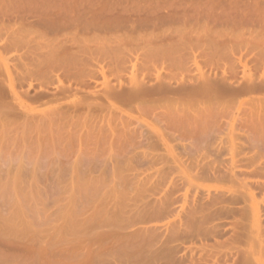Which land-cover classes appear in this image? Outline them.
<instances>
[{
  "label": "rangeland",
  "instance_id": "obj_1",
  "mask_svg": "<svg viewBox=\"0 0 264 264\" xmlns=\"http://www.w3.org/2000/svg\"><path fill=\"white\" fill-rule=\"evenodd\" d=\"M1 1L0 26L5 27L6 34L0 37V50H2V44L6 38L12 39L13 36L20 33L26 37L27 43L18 53L15 51L4 53L3 59L0 61V84H2V82L5 83L2 84V88L4 90L5 99L9 104L12 103L15 105L14 107L19 108V106H16L18 105L17 100L12 97L7 87V82L8 75L12 74L14 76L13 72L21 65L20 56L26 52L27 49L43 48V51H48L53 46L63 44L67 49L71 48V51H68L73 53L75 57L74 59L65 57L61 62H58V64L47 63L45 67L36 71L23 85L17 87V92L19 94L25 96L29 93L30 97L33 98L27 102V109L35 116L46 110L53 111L55 108L60 109L79 106L90 96L89 93H92L93 97L100 98L108 87H113L119 92L124 90L127 91L132 87L131 82L133 77H136L140 81L144 80L143 85L148 88L155 87V91H158L159 87L165 84L167 87V84L171 85L169 89L173 92L177 88L179 91L180 87L183 89V86L199 85L200 82L202 83V74L203 77L209 75L211 80H219L220 82L224 76L221 74H224L225 71H229L227 68L234 57L236 59L241 57L242 60L245 58L243 63L247 62L248 68L251 69L250 71H246V74L249 75V72H251L250 75L253 76L254 79H261L258 83L264 78V70L260 67V64L264 63V23H257L259 21H264V0H69L67 1L68 3L63 4V6H60L58 2H53L52 5L55 4V6L49 7L41 6L40 4L31 6L30 4H25V2H23L25 0H13V2H11L12 0H8L11 3L5 2V0L2 1V3ZM175 3L179 6L177 7V4L175 6ZM192 11L194 12L191 13ZM195 11L201 12H199L200 17L197 15L198 12ZM184 13L187 14L185 15L186 22L183 24L184 27L187 26L186 29L192 27L190 29L195 28L194 31L196 30V32L190 30L191 33L188 30L189 36L186 34L187 30L183 28V26H178L181 22L177 24L175 20L176 22L174 21L175 24L173 25L172 23L170 25V21H166L169 24H161L166 16L169 20L170 18L174 20L175 17L178 16L176 17L177 19L180 18V21L181 19L184 21V17H182ZM190 13L195 19H193L192 22H189V19L191 21V17L188 18V14ZM172 14H174V16ZM202 14H204V19L202 18ZM251 14H255L256 16ZM168 15L170 17H168ZM251 16L256 23H254ZM159 17H161V19ZM212 17L219 21H216L218 25L214 22ZM261 17L262 20H260ZM220 18L222 21L219 20ZM256 18H259V21L256 20ZM43 19L46 21H56L60 24L67 25V27L58 34L49 32L39 34L35 31H30L28 33L26 31L31 29L29 25L32 24L35 25V30H41L42 27L39 25V21ZM155 19L156 21L159 19L157 21L160 27L159 29L155 28L156 26L158 27V25H155ZM187 19L189 23H187ZM247 20L251 23L247 24ZM37 21L39 23H37ZM188 24L190 25L189 27ZM133 27L134 30L136 27L138 28L136 30L137 32L133 31ZM181 27L186 33L185 31L184 33L183 31L181 32ZM210 29L215 30L216 36L212 34L213 36L206 38L207 33L208 36L210 32L212 33ZM205 30H208L207 33ZM197 32H199V34H197ZM217 32H219V34ZM163 33L164 37H162ZM158 34L162 35L157 37ZM195 34H197V36ZM183 35L184 37L185 35L187 36L185 37V41H189V39L193 41V49L195 48L193 50L195 61L193 60V55L189 54L188 61L190 62H187L189 66L186 67L183 65L186 67L185 70L182 68V63L175 61L174 57H171L173 58L171 59L172 61H170V58H167L168 60L165 61V58L162 60V55H159L161 59L157 58V53L155 54L156 57L153 64H149V70L143 71L141 69V66L144 64V55L154 47L160 49V44L158 45V43H161V40L163 43H171L178 40L184 41L181 40V38H184ZM201 36H205V38H200ZM216 45H219L221 51H219L218 47H215ZM223 46L224 48H221ZM225 46H227V49H225ZM212 47L217 48L218 51L215 49L216 53H213L214 49H212ZM230 47L233 50H231ZM117 48H127L131 50L134 55L132 63L135 65V68L131 67L126 73L121 75H118L112 70L109 58H107L111 51L113 52ZM229 48L231 50H229L230 53L228 52ZM156 51L157 50H155V52ZM136 56L138 57L137 59L135 58ZM101 69L102 72L104 71L106 78L100 74ZM242 69L241 67L240 70L242 72L237 71V73L239 72L237 78H235L237 74L235 77L234 74L231 75L233 77L230 76L233 78L232 82L230 81V85H233V87L235 85L237 89L243 87L246 84L243 85L246 78L250 76H246ZM93 74L94 77H96L95 80H97L96 84L95 81L89 82L90 76H93ZM261 74H263V77ZM85 83L88 84L86 85ZM29 85H32V87ZM41 88L44 89V91L40 90ZM184 89L182 91H184ZM189 89L190 87H188L187 90ZM167 96L156 92L155 97L153 99L150 98L155 107V121L153 117H150V114L147 115L148 117L145 113V115H140V117L144 116L143 118H139L138 121H141L138 122L135 120V127L139 128L138 130H142L149 135L148 132L150 128L148 126L151 124L149 121L153 120L152 124H154L158 119L157 123L160 125L155 123V130L158 128L160 129L161 125H165V123H162L164 112V116H166L173 110V107L174 110L172 113L176 112L175 109L183 113V110L177 108V105H181L179 107H182V104L184 107L185 105L189 106V101L185 97H182L181 100L183 99L186 104H184L185 102L183 101L178 102L175 100L177 95H172L173 98L175 97L174 99L170 98L172 97L170 95ZM169 99H172L171 102H178L176 103L177 105H175V103L172 105ZM177 99L179 100V98ZM208 99H210V97L199 98V101L201 100V102H205L207 105L211 104L212 119L205 125L203 133L197 134L198 141L194 144V148L197 152L193 155V158L187 162L190 163L191 160L194 162L197 161L200 167L206 171L209 169H216L221 172L231 169L234 171H253L256 173V178L259 176H263L264 178V128L256 129L250 125L244 124V120L251 110H264V95L262 93H256L252 96L242 94L230 97H219L216 99L213 97L215 100L210 99L209 101ZM207 101L211 103H207ZM149 102L151 103L150 106H152V102L150 100ZM104 105L106 107V103H104ZM170 105L172 106L170 107ZM168 108H170L169 112ZM122 109L125 113L133 115L136 113V115H138L135 108L123 106ZM2 110L3 109L0 108V193L12 192L13 190L20 191L30 187L31 189L38 190L40 187L42 188L41 193L44 205L39 208L44 207L48 215L56 214L59 216L61 215V213H58L59 210L63 206L66 207L68 203L66 198L70 195L69 185L73 175L79 172H83V174H89L87 172H91L93 176L98 177L101 173L109 170V164L114 151H112L111 155L108 149H100L98 152L90 154L88 152L80 153L79 147H74L69 150H65L64 148H57L54 150L47 148L41 155H39V153L35 154V152H28L30 154L29 156L17 155V148H15V144H13V142L9 140L10 137H8L9 133L13 130L9 129L10 125L8 123L12 122L10 120L9 122L7 121L9 127H5L6 124L4 122L6 119L3 120L4 115ZM184 110H186V107ZM146 117L149 120L146 119ZM159 117L161 120H159ZM141 124L143 127H141ZM13 126L15 127V125ZM163 126V130L167 132ZM86 130L87 128L85 127L81 128L83 132ZM14 131L16 130L14 129ZM12 133L15 132L12 131ZM12 133H10L11 136H14L15 134L12 135ZM245 135H250L251 141H246L244 138ZM204 137H209V140L214 139L213 137H218L217 144L219 146V152H215L208 145L209 140L203 139ZM189 142L190 141L184 143L187 144ZM182 143L183 142H174L173 144L178 146V144ZM179 150L178 152H180ZM156 152L160 154L162 158L167 159V153L162 147H158ZM82 160H86L88 165L83 166ZM21 163H23V165ZM173 169L175 168L172 167L171 171H173ZM84 171L87 172L84 173ZM173 172L176 175V172ZM108 175L107 173V176ZM108 177L106 178L109 179ZM178 183L181 186L183 185L182 182L178 181ZM49 184L51 186H49ZM179 185L176 191L178 192L179 190L180 192H178L179 195L176 197L178 193L175 191V198L173 197L175 199V205H173V207L181 210L180 208L183 205H181V201L179 204L177 202H179V199L181 200L183 198L180 196H183L182 192L184 191V186L181 187ZM210 185L213 186L214 183ZM217 185L220 188L231 186L228 182H223L222 184L218 183ZM158 190L159 191H155V196L157 198L158 196L160 198L163 197L165 195L164 190L166 189L161 188ZM211 191L214 194L217 192L214 187H211ZM254 191L255 194H257V202H261L259 203L260 205H258L260 210H262L261 215L263 214L262 218L264 219V192L257 189H254ZM165 192L167 193L169 191ZM229 192L235 195H240L241 193L240 190L236 192L235 190H230ZM163 193L164 195L162 196ZM9 194L10 193L7 195ZM192 194L190 196L192 199L189 198L191 200L190 202H192L194 197V194ZM202 195L203 194L200 193L199 197H202ZM10 201L12 205L11 210L13 211H15V203L21 202V204H24V200H16L14 196ZM183 201L184 200H182V204ZM206 201L205 199L203 202ZM248 201L246 199L245 203V199H242L239 201V204H234V206L232 204L230 206L233 208L230 213L225 212L223 215L221 213L222 220L221 216H219L217 218L219 220H216L215 223L223 222V231L218 233L216 237H208L202 240L195 234L186 230L185 214L187 213L186 211L189 210L187 207L186 213H180L177 218V223L179 221L183 222L184 230H182L178 236H173L172 229L176 227V224H173L169 231H165L163 228L155 230V232L150 231L155 238L151 243H149L150 240L147 241L148 243H142L144 239L141 243H137L140 240L139 238H137L135 242L133 238L135 239L137 235L132 234V236H129V234H126L129 230L126 229L127 224L125 223L121 226L123 229L117 228V225L113 227L106 226L102 223L99 225V223L95 222L90 225V222H84L85 220L81 217L82 221H80L81 218L78 220L80 224L75 219L78 222V225H76V223L73 222L74 220L69 221L64 218L62 219V216L59 218L56 215L57 220L53 222L51 221L53 219L50 218L51 220H49V222L51 221L54 224L50 222L51 224L48 223V226L36 216L31 218L34 222L33 225L35 224L34 228L37 226L35 229L38 231L36 235L34 234L32 237L31 234L29 237H25V241L23 239L24 237L22 238L19 236L20 233H24L25 231V224L22 220H14L8 227L4 228L1 219L0 264H239L245 252L247 253V251H250L251 253L258 254L260 249V241L255 239L252 233L251 224H253V217H250L252 216V211L250 212L252 208L248 210V205L251 204H249ZM178 205L181 206L179 207ZM0 209L4 211H2V213L5 214L4 216L9 215V212L6 211L7 208L3 206ZM179 210H177V212ZM174 213L177 214L176 211H174ZM56 217L54 218L56 219ZM66 220L69 222L67 223ZM263 221H261V225L264 232ZM87 223H89L91 227H89ZM103 225L104 227H102ZM71 226H73V228L76 226V228L73 229ZM79 226H81V228ZM97 226L100 227L98 228ZM84 229L90 232L86 231V233ZM128 237L130 241H133V244H131L132 247L137 243V245L133 247L135 250L131 247L133 251L126 247L127 253L129 252V255L133 258H130L131 260L129 259L131 256L127 257L124 252L125 246L130 245V242L128 243ZM31 238L34 240L32 241ZM146 240L147 239L144 241ZM124 241L126 245L123 243ZM25 244L27 245L25 246ZM139 244H141V246ZM136 249L138 251L142 249V254L141 252H137L139 255L141 254V256L136 254ZM134 253L137 255V258L135 255H132ZM254 264H264V258L262 261Z\"/></svg>",
  "mask_w": 264,
  "mask_h": 264
},
{
  "label": "bare ground",
  "instance_id": "obj_2",
  "mask_svg": "<svg viewBox=\"0 0 264 264\" xmlns=\"http://www.w3.org/2000/svg\"><path fill=\"white\" fill-rule=\"evenodd\" d=\"M6 1L9 2L8 0H5V2ZM67 1L69 0H25L23 2H25V4H30L31 6L40 4L41 6L49 7V6H55V4L52 5L53 2H58L60 6H63V4L68 3ZM11 2H13V0ZM176 4L177 3H175V6ZM178 6L179 5L177 4V7ZM177 12H178V8H177ZM193 12L194 11H192L191 13ZM199 12L197 13V15L200 17L199 14L201 12L200 13ZM174 14L172 15L174 16ZM190 14H188V18L191 17V21L189 19V22H192L194 18L192 14L191 16ZM185 15L187 14L184 13V16H182L184 17L183 19L184 21H182V19L180 21V18L177 19L176 17L178 16H176L175 19L173 17L174 20H172L171 18L169 20V18L167 19L166 16V18L164 19L162 18L163 20L162 22L160 20V22L162 25L168 23L169 21H170L169 22L170 25L171 23L172 25L175 24L176 21L177 24L181 22L180 24L182 25L179 24L178 26H183V28L186 29L187 26L184 27L183 25L186 22ZM203 15L204 14H202V18L204 19ZM168 17L170 16L168 15ZM159 18L161 19V17ZM212 19L214 20V22L218 21L215 20L216 18L214 19V17H212ZM219 20L222 21L221 18ZM256 20L259 21V18L258 19L256 18ZM260 20H262V17L260 18ZM157 21L155 19L156 22L155 25H158ZM247 21H246L247 24L251 23ZM39 22L37 21V23H39V25H41L42 27L41 30H35L36 29L35 25L32 24L29 25L31 29L26 31L28 33L30 31L31 32L35 31L39 34H43V32L58 34L67 27V25L60 24L59 22L56 21H46L43 19ZM189 22L187 19V23ZM218 22H216L217 25ZM260 22L264 23V21H259L257 23ZM254 23H256L255 20ZM189 26L190 25L188 24V27ZM155 28L159 29L160 27L158 25V27L156 26ZM183 28L181 27L180 30L181 32L183 31L184 33L185 30H182ZM190 28L192 27L186 29L187 33L185 31L187 35L189 33L188 30L194 31L195 29V28L194 29H190ZM137 29L138 28L136 27L134 30L133 27L134 32ZM205 31L207 33L208 30ZM210 31H212V33L210 32L211 35L209 34L208 36L207 33L206 38H209L213 35L216 36V32H214L215 30L210 29ZM194 32H196V30ZM217 33L219 34V32ZM3 34H6V29L4 26H0V37H2ZM197 34H199V32H197ZM197 34L195 35L197 36ZM161 35L158 34L157 37ZM217 36H221V35H217ZM162 37H164V33ZM185 37L187 36L185 35ZM185 37L183 39L181 38V40L184 41H180V40L175 41L177 43L175 42L163 43V41L161 40V43H158V45L160 44V49L154 47L144 55V61H143L144 64L141 66L142 67L141 69L143 71L149 70L150 68L149 64H153V62L155 61V57L157 56V58L160 59L162 57V60L165 58L164 59L165 61L168 60L167 58H170V61H172L171 59L173 58L171 57H174L175 61L182 63L181 64L182 68L185 70V68L189 66L188 65V63L190 62L188 61L189 54L193 55V60H194L193 50L195 49V48L193 49V45H194V43L192 44L193 41L191 39H189L190 42L188 40L185 41L186 39ZM202 37L205 38V36H201L200 38ZM25 38L26 37L23 36L22 33L13 36L12 39L6 38V40L2 44V50H0V61L3 59L4 53H9L12 51L18 53L19 51H21V49H23V46L27 45ZM215 47H218L219 51H221L219 45H216ZM215 47L214 48L212 47V49H214L213 53H216L215 49L217 50V48ZM225 47H226L225 49H227V46ZM221 48H224V46ZM230 48L228 49V52ZM68 50L71 51V48L67 49L65 45L59 44L53 46L48 51H43V48H34V49H27L26 52L21 54L20 56L21 65L15 70V72H13L14 76L8 73L9 75L7 82V87L9 88L12 97L17 100L18 105L16 106H19V108L14 107L15 105H13L12 103L9 104L6 101L4 90L2 88V84L5 83L2 82V84H0V108L3 109L2 110L4 115L3 120L6 119L4 122L6 124L5 127H9L10 125L9 129H13L12 131L15 132V133H12V131L10 132L12 133V135L15 134L14 136H11L9 132H7L9 133V135L8 134L7 135L8 137H10L9 140H11L13 144H15V148H17L18 151L17 155L29 156L30 155L29 153H33V152H35V154L39 153V155H41V153L45 151L47 148L53 150L57 148H64L65 150L67 149L69 150L74 147H79L80 153L88 152L90 154L98 152V150L100 149L101 150L108 149L111 152V155H112V151H114L112 155L113 157L109 164L110 168L108 171L103 172L104 174L101 173L103 175L100 174V176L95 177L93 176V173L87 171H84V173L87 172L89 174H83V172H79L80 174L76 173L75 175H73L69 185L70 195L66 198L68 203L66 207L63 206L60 209L61 211L59 210L58 213L59 214L61 213V215L59 214H58L59 216H57L56 214L55 215L59 218H61L62 216V219L64 218L69 221L74 220L73 222L76 223V225H78L79 222L78 220H80L79 218L81 217L85 220V221L83 220L84 222H90V225H92L91 223L95 222V223H99V225L102 223L105 224L106 226H113V227L117 225L116 226L117 228L123 229L121 226L123 223H125L127 224L126 229L129 230V232H127L126 234H129V236L130 235L132 236V234L137 235L135 239L132 237L133 240H135V242L136 239L139 238L140 240L139 241L137 240L138 241L137 243H141L143 239L144 240L147 239V240L146 241L143 240L142 243H146L149 240H150L149 243H151L152 240H154L155 238L153 233L151 234L150 231L155 232V230H159L162 228L165 231H169L173 224H176L175 225L176 227L172 229V235L178 236L181 233V231L184 230L183 229L184 224L182 221H179L177 223V218L180 215V213L186 211V207H187V209L189 210L186 211L187 213L185 212L186 230L195 234L197 237L201 238L202 240L208 237H216L218 233L222 232L223 231L222 227L224 223L223 222L215 223L216 220L217 221L219 220L217 218L221 216V220H222L223 213L224 214L225 212L230 213V211L233 210V208L230 207L232 204L233 206L234 204L235 205L239 204V201L242 199H245V203H246V199H247V201L249 200L248 203L249 204L251 203L250 205H248L249 206L248 210L252 208L250 210V212L252 211L251 212L252 216H250L249 214L250 217H253L252 219L253 224H251L252 233L254 238L260 241V249L258 251V254L251 253L250 251H247V253L245 252L242 255V259L239 261V264H254L262 261V259L264 258V245H263L264 232L262 229L261 221H263L264 219L262 218L263 214L261 215L262 210H260L259 208L260 205L259 203L261 202L260 201L257 202L258 201L256 200L257 194H255L254 189L264 192L263 176H259L258 178H256V173L253 171H234L232 169L223 172L216 169H209L206 171L200 167L199 162L197 161L194 162L193 160H191V162L188 163L187 161L192 159L193 155L197 152L194 148L195 142L198 141L197 134L203 133L205 125L209 123L212 119V115H211L212 113L210 108L211 104L207 105L205 102L203 103L201 102V100L199 101V98L210 97V99H213V97H215L216 99L219 97H230L233 95H242V94L252 96L256 93H262L264 95V78L261 82L258 83V81H260L261 79L258 78H257L258 80L256 78L254 79L253 76L250 75L251 72H249L250 76L246 74V71L248 70L250 71L251 69L248 68L247 62L243 63V60L245 61V58H243L242 60L241 57L237 59L234 57L232 62L230 60L231 63L227 68L229 69V71H225L224 74H221L224 76L222 78V81L220 82L219 80L216 81L214 79H213L214 81L211 80L209 75L203 77L202 74V83L200 82L199 85L197 84L189 85L188 86L190 87L189 90H187L188 87L183 86V89L185 87L184 91H182L183 89L180 87L179 91L177 88L173 92L169 89V86L171 85L167 84L168 85L167 87L165 84L162 87L160 86L161 88L159 87L158 91H155L156 89L155 87L148 88L143 85L144 80L140 81L136 77H133L131 82L132 87L130 89L128 88L129 90L127 91L124 90L119 92L113 87H108L105 93L100 98L93 97L92 93L91 94L89 93L90 96L87 99H85V101H83L79 106H74L70 108H60V109L55 108L53 111L48 110L49 112L46 110L41 113H38L37 116L31 114L27 109V102L32 100L33 98L30 97L29 93H27L25 96L19 94L17 92V87L19 85H23L25 81H27L32 75H34L36 71H39L40 69L45 67L47 63L58 64V62H61L65 57L74 59L75 57L73 53L69 52ZM155 50L157 51L155 52ZM231 50L233 49L231 48ZM159 55L162 56L160 57ZM107 58H109V63L112 66V70L116 72L118 75L126 73L128 69H130L131 67L135 68V65H133L132 63L134 58L133 52L127 48H117L113 52L111 51V53ZM135 58L137 59L138 57L136 56ZM183 65L186 67H184ZM241 67L243 68L242 70L245 73V75L249 76V78L247 77L248 78L247 80L245 76L246 80L243 83V85L245 83L246 84L243 87L237 89L235 85L234 87L233 85H230V81L232 82L233 79L231 78L233 77L231 75L234 74L235 77V75L237 74L235 77L237 78L239 73V72L237 73V71H241L240 70ZM260 67L264 70V63L260 64ZM102 69L100 74H102V76L106 78V76L104 75V71L102 72ZM261 75L263 77V74ZM95 79L96 77H94L93 74V76H90L89 82L91 83L92 81H95L96 84L97 80ZM88 83L85 84L87 85ZM29 86L32 87V85ZM40 90L44 91V89L42 88ZM156 92L159 94H165L166 96L177 95L178 97L176 96L175 100H177L178 102H182L183 99L181 100V98L185 97L189 101L188 104L190 107L185 105L186 110L188 108V110L186 111L184 110L185 107L182 103L181 104L183 109L182 107H179L181 105L176 104L178 102L176 103L171 102V100L174 99L175 97L174 98L173 96L170 97L172 98L171 100L169 99L170 103H172V105L173 103H175V105H177V108L183 110V113L182 111L180 112V110L177 111L176 109H175L176 112L172 113L174 108L172 107L173 110L171 112H169L170 108H168L169 113L166 116H164L165 115L164 112L162 118V123L163 124L165 123V125L164 126L161 125V127L159 126L160 129L162 130H160L159 128L155 130V126H156L155 123L158 122V119L157 122H155L154 124H152L153 123L152 120L149 121L151 124L149 123L150 125L148 127L150 128V131L148 132L149 135H147L144 131L138 130L139 128L135 127L136 126L135 120L138 121L139 118L144 117V116L140 117V115L142 116L146 114L147 116L148 114H150L151 116L150 115L149 116L153 117L155 121V107L153 106L152 99L155 97ZM177 98H179V100L181 101H179ZM210 99H208V101ZM149 100L152 102V106H150L151 103L149 102ZM208 101L207 103H211ZM104 103H106V107ZM184 104H186V102ZM172 105H170V107ZM123 106L135 108V110L138 112V115H136L135 110L132 111H135L134 112L135 115L139 117H136L133 114L125 113L124 110L122 109ZM263 111L264 110L261 111L257 109L251 110L247 115V117L245 118L244 124L250 125L256 129L264 128ZM147 117L146 119H148ZM9 120L12 123H10ZM159 120H161V118ZM13 125H15V127ZM162 126L165 127V130L167 132L163 130L164 128H162ZM83 127L87 128L85 132L81 131V128ZM141 127H143V125ZM14 129L16 131H14ZM213 138L214 139L209 140L210 139L209 137L207 138L204 137L203 139L209 140L208 145L215 152H219V146L217 144L218 137H213ZM244 138L246 139V141H251L250 135H245ZM187 141L190 142L185 144L184 142ZM174 142H183V143L178 144L179 146L178 147L177 145L173 144ZM158 147H162L166 151L167 153L166 155L168 157L167 156L165 157H167V159L162 158V156L156 152L158 150ZM178 150L180 152H178ZM82 162H83L82 163L83 166L88 165L86 160L85 161L82 160ZM21 164L23 165V163ZM172 167L176 169V170L173 169V171L176 172V175L173 171H171ZM106 172L109 174L108 175L109 177L107 176ZM105 174L106 177H108L109 179L105 177ZM178 181L182 182L183 185L182 186L179 185ZM223 182H228L229 184H231V186L229 185L227 188H223V187L220 188L217 184L218 183L222 184ZM177 183L181 187L184 186L183 188L184 193L182 192L183 196L180 193L181 195L180 197L183 198L181 200L178 198L179 202L176 201L178 204L181 201V205H183V206L180 205L181 210H179V208L175 209L173 207V205H175V199H174L176 195L175 191L178 189ZM211 183H214V185L211 186L210 185ZM49 186L51 185L49 184ZM211 187H214L217 190L215 194L211 191ZM39 188L38 190H35V189H31L30 187L20 191L13 190L12 192L0 193V206H1L0 208L4 206L5 208H7L6 211L9 212L8 213L9 215L4 216L5 214L2 213L3 210L0 209V220L2 219L4 228L8 227V225L11 224L14 220L17 219L22 220V222H24L25 224V231L24 233H20L21 235L19 234V236H21L22 238L24 237L23 238L24 240L25 237H29L30 234L31 237L34 236V234L36 235L38 231L35 229L37 226L34 228L35 224L33 225L34 222L31 220V218L36 216L41 221H43V223H46L45 225H47L51 221L54 222L55 220H57V217L55 215L52 214L48 215L47 214L48 212L45 211L44 207L39 208L40 206L44 205L43 196L41 193L42 188L40 189ZM161 188L166 189L164 190L165 195L163 193L162 194V196L164 195L163 197L160 198L158 196L157 198L155 196L156 195L155 191L156 190L159 191L158 189ZM230 190L231 191L235 190V192L240 190L241 193L239 192L240 195L231 194L229 192ZM165 191H169V192L166 193ZM178 192L180 191L178 190ZM178 192L176 191V193ZM8 193L10 194L7 195ZM200 193L203 194L202 197H199ZM191 194L194 196L192 202H190L191 200L189 199L191 198L190 197ZM178 195L179 193L176 195V197H178ZM13 196L14 199L16 200L19 199L24 200V204H21V202L20 203L17 202L14 204L15 211L11 210L12 205L10 199H13ZM205 199L207 201L203 202ZM182 200H184L183 204H182ZM177 210L179 211L177 212ZM174 211H176L177 214H175ZM54 217H56V219ZM50 218H52L53 220H51ZM82 218L80 221H82ZM49 220L51 221L49 222ZM69 221H67V223ZM87 224L89 225V223ZM90 225L89 227H91ZM71 227L73 228V226ZM79 227L81 228V226ZM102 227H104V225ZM74 228H76V226ZM77 230H78V226H77ZM86 231L90 232L88 230ZM86 231L84 229V232ZM33 240L34 239H32V241ZM123 243H125L126 245L125 241ZM128 243L127 244L129 246L124 245L125 246L124 252L127 257L131 255H129V252L127 253L126 247L131 249L132 247L131 244H133V241H130L129 238ZM137 243H135V245H137ZM26 245L27 244H25V246ZM135 245H133V247ZM139 245L141 246V244ZM133 250L135 249L133 248ZM141 251L142 249H139V251L137 250L136 254L140 253ZM141 254L138 255L141 256ZM132 255H135V253ZM135 257L137 258V255H135ZM130 258H132V256L129 257V259Z\"/></svg>",
  "mask_w": 264,
  "mask_h": 264
}]
</instances>
